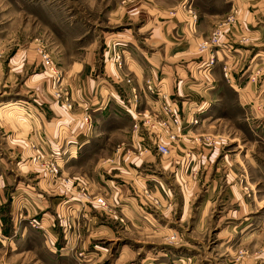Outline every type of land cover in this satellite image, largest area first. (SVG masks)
<instances>
[{
    "label": "rangeland",
    "instance_id": "rangeland-1",
    "mask_svg": "<svg viewBox=\"0 0 264 264\" xmlns=\"http://www.w3.org/2000/svg\"><path fill=\"white\" fill-rule=\"evenodd\" d=\"M134 1L0 0V175L11 176L18 168L22 189L39 194L57 188L62 166L54 175L51 152L19 130L29 128L26 101L52 93L63 104L66 70L73 61L92 52L101 65L112 60V53L104 56L113 45L109 37L130 27L122 16L125 10L129 17L134 14L129 9ZM182 6L189 8L188 2ZM225 6L223 0H203L198 8ZM263 52L264 46L246 52L236 67L221 56L218 62L215 54L216 87L210 90L207 114L198 116L195 133L187 138L190 155L155 154L165 169L133 170L126 196H92L106 200L108 206L101 207L107 212L114 210L101 212L110 217L115 235L107 229L92 235L91 229L77 227L69 244L59 227L56 247L65 254L49 259L51 242L41 214H35L27 221L33 230L25 238L0 245V264H264ZM225 65L233 76L226 78ZM99 121L91 143L70 168L79 191L95 194L101 193L98 180L109 156H145L127 145L118 148L129 141L131 121L124 111ZM13 158L24 162L13 163ZM149 174L155 177L146 178ZM3 177L6 190L13 191L18 182ZM36 198L42 205L39 199L45 198ZM13 216L10 206L0 208V223H10Z\"/></svg>",
    "mask_w": 264,
    "mask_h": 264
},
{
    "label": "crops",
    "instance_id": "crops-1",
    "mask_svg": "<svg viewBox=\"0 0 264 264\" xmlns=\"http://www.w3.org/2000/svg\"><path fill=\"white\" fill-rule=\"evenodd\" d=\"M202 1L135 0L129 8L134 14L129 17L125 10L122 16L130 22V27L109 37V42L113 45L105 51L104 56L107 58L112 53V60L101 65L97 54L92 52L87 59L73 61L66 70L64 91L66 95H71L72 108L62 104L52 93L34 94L32 99L26 101L31 109L30 113H25L29 117V128L23 130L20 127L19 130L30 134V141L44 145L50 152H61L59 164L63 169L62 176L55 180L57 188L52 185L49 191L38 194L36 190L21 188L19 180L22 176L18 168L11 176L5 173L0 175L3 182L0 187V208L10 206L15 214L10 223H0V245L11 244L15 238L17 241L25 238L33 230L27 221L35 214H41L43 231L51 242L49 259H58L65 254L61 251L64 248L56 247L60 243L57 242L56 232L59 227L67 240L71 229L77 227L91 229L92 235L102 229L112 231L115 235L112 229L114 227L107 220L110 217L102 216L101 212L109 214L114 210L107 212L92 196H126L129 186H132L129 179L133 170L135 173L140 170L145 174L165 169L155 156L158 154L155 149L158 135L156 130L144 127V136L133 131L136 112L150 113L155 119L159 115L160 100L149 90V84L161 88L180 107L185 106L188 99L197 103L204 102L207 109L201 114H207L212 103L210 90L216 87L214 75L217 64L209 69L205 63L216 54L218 62L221 56L225 63L236 67L242 63L241 59L246 52L264 46V0H223L226 5L224 8L205 12L198 8ZM184 2H188L189 8L182 6ZM229 17L234 18L233 23H228ZM215 30L220 31L219 44L209 46L207 42ZM244 37L249 40L242 41ZM116 51H121L123 55L122 68L116 64ZM225 68L228 77L232 75L231 68L227 65ZM134 89L139 95L136 104L133 103ZM31 100L33 103H30ZM121 110L126 113L131 126L129 141L121 143L118 148L127 145L129 148H137L145 156H137L135 159L117 158L114 153L106 159L108 164L105 172L98 180L100 186L97 188L101 193L79 191L74 184L76 176L71 177L75 173L70 168L75 166L83 150L91 143V136L100 125L99 118ZM85 115L90 116V126L84 123ZM197 126H191L182 132L172 153L181 151L186 156L192 147V142L187 138L193 136V129ZM176 131L179 132L178 129ZM12 162L22 165L24 161L13 158ZM2 175L10 182H18L13 191L6 190L7 184ZM149 176L155 177L149 174L146 178ZM53 179L54 176L52 182ZM24 196L29 198L22 201ZM36 196L45 198L39 199L42 205L37 204ZM33 200L36 207L32 205ZM20 221L23 223L20 224ZM84 238L80 234V240L83 241ZM75 240L71 237L68 243ZM87 240L91 241L90 236Z\"/></svg>",
    "mask_w": 264,
    "mask_h": 264
},
{
    "label": "built area",
    "instance_id": "built-area-1",
    "mask_svg": "<svg viewBox=\"0 0 264 264\" xmlns=\"http://www.w3.org/2000/svg\"><path fill=\"white\" fill-rule=\"evenodd\" d=\"M234 18L229 17L228 23H233ZM246 37L242 38V41H248ZM220 41V31L215 30L210 41L207 42L209 46L218 45ZM114 58L116 64L119 68H122L124 65L123 55L121 51H116L114 54ZM216 58L215 55L211 56V58L206 62V68H211L215 64ZM226 69V68H225ZM225 76L228 77L227 69L225 71ZM149 90L154 93L159 102V115L155 117L150 113H140L136 112L137 117H134L133 123V131L137 132L139 136H144L143 129L144 127L154 128L157 132V138L155 142V149L159 155L169 156L172 151L175 142H177L182 136V132L185 129H189L191 126H195L199 124L198 116L205 111L206 104L203 102L197 103L191 100L185 101V106H179V104L164 94L161 88H157L156 85L149 84ZM133 94V103L136 104L139 100L138 92L134 89ZM60 96V94H58ZM62 97V96H61ZM64 98V99H63ZM63 103L66 104L68 108H72L73 104L71 103V98L69 96L63 97ZM187 113V115H186ZM84 123L90 126V116L85 115ZM179 130L177 132L176 130ZM147 130V129H146ZM160 130V131H159ZM198 141V139H196ZM186 155H190L187 153ZM62 159V154L59 150H55L51 152V164L50 167L51 172L56 175L59 172V160ZM95 201L98 205L107 207L108 204L103 197H96ZM35 225V224H34Z\"/></svg>",
    "mask_w": 264,
    "mask_h": 264
}]
</instances>
